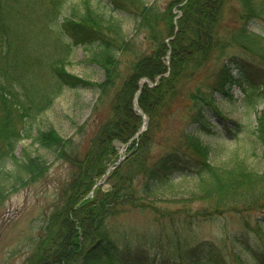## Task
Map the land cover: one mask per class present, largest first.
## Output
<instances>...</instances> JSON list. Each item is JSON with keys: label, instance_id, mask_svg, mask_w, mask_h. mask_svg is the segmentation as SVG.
Returning a JSON list of instances; mask_svg holds the SVG:
<instances>
[{"label": "rangeland", "instance_id": "1", "mask_svg": "<svg viewBox=\"0 0 264 264\" xmlns=\"http://www.w3.org/2000/svg\"><path fill=\"white\" fill-rule=\"evenodd\" d=\"M144 1L153 3L161 13L170 11L173 20L182 15L177 0ZM32 2L16 0L15 6L26 10ZM86 3L105 20L117 23L123 36L132 43L124 54H117L115 91L128 76L130 62L149 53L145 31H136L135 17L126 10L114 9L110 0H63L55 26L53 23L48 25L46 20L37 18L39 13H34V17L22 20L25 24L19 29L15 28L21 40L13 43L11 49L18 55V64L21 62L19 77L15 81L38 106L53 93L47 88L52 79L47 66L52 61L63 59L68 73L96 85L104 81L105 71L88 60L90 52L85 47L74 46L65 35L62 42L53 36L61 19L80 16ZM47 5L46 0H38L33 9L40 12ZM239 10L237 0H228L223 12L224 24L239 26ZM20 18L24 19L23 16ZM245 28L247 36L241 46L233 45L222 58L207 60L194 76L189 73L182 78L174 92L165 94L162 104L154 108L151 120L137 107L138 90L132 106L134 113L141 118V125L128 142L113 141L115 155L106 170L113 169L95 181L93 186L96 189L110 192L118 187L113 185L120 177L135 174L141 159L137 158L136 151L133 153L137 143L132 140L137 139L142 127L141 133L145 131L149 142V165L172 152H179L188 160L200 161V156L186 140V135H193L207 148L210 165L230 168L241 163L250 170L264 171V147L256 139L257 122L264 113V15L260 19H250ZM66 42L70 43L69 49L62 47ZM15 57L8 62H13ZM168 61L169 53L166 72L152 80L140 79L139 88L144 85L151 89L156 87L161 77L168 75ZM223 67L229 70L235 84L228 90V96L214 95L219 115L205 112L206 124L199 126L188 106L191 92L200 85L203 89L213 85ZM13 92L15 96L20 94L18 89ZM99 96L95 87H65L33 120L19 115L11 118L17 130H26L30 136L20 138L11 156L5 155L0 164V175L3 174L0 179V264H26L32 255L43 236L47 217L61 203L62 190L75 173L74 160L82 157L99 125L111 116L114 90L98 103ZM16 111L13 109L12 112ZM3 116L0 108V121ZM48 129L68 141L64 153L41 147L33 139L38 131ZM1 151L5 152V148L0 141ZM28 154L43 163L32 177L20 173L17 165ZM116 167L119 169L112 177ZM198 169L193 168L194 172ZM133 177L136 196L141 197L145 208L133 207V199L125 198L122 206H116L117 209L106 219V229L117 243L140 248V256L147 254L146 264H187L188 261L180 255L184 256L190 248L203 244L215 247L227 264H255L256 258L264 263V209L252 207L242 212L237 205L224 201L220 204L221 210L215 211L212 199L194 198L197 183L189 174L173 175L168 186L151 196L140 193L145 177L137 174Z\"/></svg>", "mask_w": 264, "mask_h": 264}, {"label": "trees", "instance_id": "2", "mask_svg": "<svg viewBox=\"0 0 264 264\" xmlns=\"http://www.w3.org/2000/svg\"><path fill=\"white\" fill-rule=\"evenodd\" d=\"M46 1L47 8L38 12L34 10L38 0L31 3L32 10L17 9L16 0H0V108L4 113L0 121V141L5 148V152H0V164L5 155L11 156L13 147L20 138L30 136L26 130L16 129L11 123L13 116L33 120L65 87H95L100 92L98 103L113 89L114 100L110 118L99 125L82 157L74 160L75 173L62 190L61 203L47 217L43 236L38 240L26 264H146L148 255L142 253L140 256V248L134 249L117 243L106 229L105 222L114 209H117L116 206H122L125 198L133 199V207L145 208L133 187V176L136 174L145 177L140 189L143 196L156 194L161 188L168 186L173 175L181 176L184 173L196 180L194 198L212 199L215 211L221 210L220 204L224 201L237 205V209L242 212L252 207L264 209V171L250 170L241 163L230 168L210 165L207 161V148L193 135H186V140L188 146L200 156V161L188 160L179 152H172L149 165V142L144 131L137 139L132 140L138 145L133 153L136 151L137 158L141 159L137 163L135 174L120 177L113 185L118 187L107 193L100 192L93 186L104 175L108 162L115 155L113 143L128 142L141 125V118L134 113L132 106L138 90L140 94L136 99L137 107L151 120L154 108L162 104L165 94L174 92L176 84L182 78L190 75L189 73L194 76L207 60L220 59L233 45L243 44L247 36L246 23L264 15V0H237L240 8L237 18L241 21L237 27L224 24L222 19L228 0H177L182 15L176 20H173L170 11L161 13L153 3L144 0H110L114 9L126 10L135 17L136 31H145V40L150 48L148 54L130 62L128 76L117 91L114 89L118 79L115 73L117 54H124L132 43L126 40L117 23L105 20L86 3L80 16L61 19L58 27L53 30V36L62 42L65 35L74 46L85 47L90 52L88 60L105 71L104 81L96 85L68 73L63 59L52 61L47 66L52 78L47 88H51L53 93L44 104L38 106L15 81L19 77L21 62L18 64V55L12 52L11 47L21 40L17 29L25 24L22 20L34 17V13H39L37 18L46 20L48 25L53 23L55 26L63 0ZM62 45L68 49L70 47L67 42ZM167 53L168 75L161 77L156 87L151 89L144 85L140 89V79L152 80L166 72ZM12 56L16 57L10 63L8 60ZM234 84L233 76L223 67L216 82L209 88L203 89L202 85L195 87L188 105L194 122L199 126L205 125V112L219 115L214 95L228 96V90ZM15 89L20 92L18 96L13 92ZM8 107L17 111L13 113ZM33 139L41 147L53 149L60 154L68 147V141L53 129L38 131ZM256 139L264 147V113L257 122ZM17 165L19 172L27 177H32L43 167L39 158L29 154ZM193 168L199 169L194 172ZM118 169L119 167L114 169L112 177L116 176ZM2 177L3 174L0 179ZM136 199L138 202H135ZM180 257L187 260V264H227L215 247L204 244L190 248ZM256 261L254 258L255 264H264L259 258Z\"/></svg>", "mask_w": 264, "mask_h": 264}, {"label": "water", "instance_id": "3", "mask_svg": "<svg viewBox=\"0 0 264 264\" xmlns=\"http://www.w3.org/2000/svg\"><path fill=\"white\" fill-rule=\"evenodd\" d=\"M143 131V127L141 128L140 132L141 133ZM120 162V161H119ZM119 162H117L116 166L119 164ZM112 167L107 168L106 172H105V176L109 173L110 170H112Z\"/></svg>", "mask_w": 264, "mask_h": 264}]
</instances>
